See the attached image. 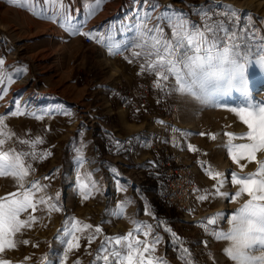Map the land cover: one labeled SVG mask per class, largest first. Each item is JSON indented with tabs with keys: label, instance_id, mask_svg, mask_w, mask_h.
I'll list each match as a JSON object with an SVG mask.
<instances>
[{
	"label": "rangeland",
	"instance_id": "obj_1",
	"mask_svg": "<svg viewBox=\"0 0 264 264\" xmlns=\"http://www.w3.org/2000/svg\"><path fill=\"white\" fill-rule=\"evenodd\" d=\"M208 2L214 7L243 13L246 19L251 15L252 22L261 29L256 39L250 40L255 41L257 49L249 56L252 60L246 75L251 102L264 101V69L255 62V56L264 45V40L260 39L264 36V23H261L264 0H101L99 7L96 0H64L68 18L57 15L55 21L37 18L28 10L31 5L20 6L21 0L16 3L0 0V59L4 61L0 72L11 75L13 80L11 84L5 82L3 87L7 90L0 92V116L5 117L6 132L14 134L6 139L3 148L34 151L38 155L49 153L44 159L26 158L25 163L31 164L33 169L26 183L38 181L44 187L37 196L51 198L50 202L60 208V211L49 212L45 205H39L36 223L17 234L16 249L6 250L0 258L12 264H60L62 241L65 231L70 229L67 222L75 218L82 225L93 227L76 233L80 247L68 253L65 264L77 261L92 264L105 236L133 231L136 228L133 220L151 226L147 236L143 234L144 228L134 233L136 239L150 242L157 236L161 238L154 253L156 257L166 259L168 264H182L172 254L168 230L173 229L172 222L166 215L161 217L154 213L152 203L156 197L143 189L147 178L158 167V159L162 161L165 157L164 150L155 146L164 135L173 139L174 148L182 152L184 165L192 164L196 169L194 216L187 217L164 201L166 208L172 207L176 212V232L188 239L187 243L202 264H232L223 254L228 241L214 240L200 225L207 218L221 214L217 225L209 229L218 227L227 231L231 214L249 197L242 195L235 201L214 195L203 201L198 197L205 190L212 193L217 185L216 180L206 175L208 169L227 178L221 191L229 194L238 189L230 183L232 172L245 176L257 170V163L247 160H241L240 164L246 165L241 168L229 158L223 146L228 139L223 133L247 131L229 110L241 105L243 98L233 91L215 96L208 104H200L171 92L175 84L171 77L162 81L163 90L156 88L155 74L140 72L145 59L133 57L131 47L137 41L142 22L146 25L144 31L159 24L164 27L165 35L170 36L171 29L158 17L182 14L192 23L200 24L201 10L208 9ZM35 8L47 15L63 11L59 4L44 0H39ZM90 11L94 12L91 16ZM87 32L98 37L103 34V42L94 40L93 45H85L86 36L80 33ZM108 36L120 47L119 55L110 54ZM128 59L133 62L129 63ZM143 103L145 108L141 107ZM18 106L25 115L13 117L11 113L17 111ZM125 116L137 125L143 123L146 129L128 134L122 124ZM98 129L110 130L123 140L138 135L149 142L138 139L139 145L131 149L130 159L110 155L99 146ZM209 134H215L216 139H211ZM36 137H40L42 143L33 148L20 143ZM189 145L196 151H190ZM257 160H264V153H258ZM15 191L17 186L12 177H0V197ZM82 192L89 198L84 199ZM160 195L163 197V192ZM122 202L124 214L118 217L113 213ZM219 203L225 205L224 211L203 215ZM200 213L203 216L195 219ZM28 214H21V219ZM96 226L103 231L95 234ZM93 234L95 239L89 244L88 237ZM23 240L29 243L25 245ZM99 264L104 262L100 260Z\"/></svg>",
	"mask_w": 264,
	"mask_h": 264
},
{
	"label": "snow or ice",
	"instance_id": "obj_2",
	"mask_svg": "<svg viewBox=\"0 0 264 264\" xmlns=\"http://www.w3.org/2000/svg\"><path fill=\"white\" fill-rule=\"evenodd\" d=\"M16 3V0H12ZM39 0H21L20 6L27 7L37 18H44L55 21L57 15H64L68 18V9L65 8L64 0H44L45 3L52 5L59 4L62 12H53L47 15L45 11H37L35 4ZM101 0H96L99 7ZM211 8L201 10V23L194 24L191 20L185 18L182 14L159 18L167 27L171 29L170 36L165 35L164 27L159 24L154 28L144 31L146 25L142 22L138 28L137 41L132 44L134 49L132 56L144 57L145 63L140 65V72L147 71L149 74H155L156 88L164 89L162 81H168L173 78L174 86L170 90L181 97H188L196 100L200 104L210 103L217 95H228L235 91L243 98V103L239 106L231 107L229 110L236 115L247 131L243 133L225 132L228 139L223 145L229 158L236 164L244 168L246 165L240 164L241 160H247L249 163L255 162L258 167L255 172L241 176L236 172L231 173L230 183L238 186L234 194L222 192L221 189L227 178L222 173L213 170H206V175L210 179L216 180L214 191L198 197L203 201L210 195L222 196L230 201H235L242 195H247L249 199L228 219L230 228L224 231L217 225L221 214L207 218L201 225L207 234L211 235L216 241H228L223 254L232 262V264H264V160H257L258 153H264V101L252 103L248 87V78L246 75L248 63L252 58L247 55L251 50L247 47L249 40L256 39L257 33L261 29L255 26L254 17L248 16L247 21L243 22V17L238 12L224 13L227 20L213 21L209 13ZM94 12L90 11L89 16ZM221 15V13H213ZM150 19V17H146ZM261 23H264L262 21ZM89 39L103 42L104 36L92 32L80 33ZM264 40V36L260 37ZM109 43L107 47L110 54L119 55L120 47L112 42V37L108 36ZM141 49V51H135ZM127 51V47L124 48ZM132 63V59H128ZM255 62L264 69V45L260 52L255 56ZM4 61L0 59V65ZM19 71V70H18ZM13 82L11 75L0 72V92L7 89L3 85ZM170 94V93H169ZM13 117L25 115L19 110L11 113ZM38 118V117H37ZM162 123V122H161ZM7 125L5 117L0 116V177H12L17 191L5 194L0 197V254L6 250H14L17 247L15 237L21 234L23 230L30 229L36 223L35 213L39 205H45V210L60 211L56 204L51 203V198L47 200L44 196H37L43 187L38 181L26 183V178L33 170L31 164H26L27 157L35 159H44L49 153L38 155L34 151L17 152L15 149L4 150L3 146L6 139H10L13 133L6 132ZM205 135V133H200ZM211 139H216L215 134H209ZM235 140L246 141L244 143H233ZM20 143L33 148L35 144L42 143L40 137L35 140H21ZM119 143V142H117ZM190 151L196 149L189 145ZM201 167H204L201 164ZM47 179V177H45ZM83 198L88 199V194L82 192ZM127 203H131L128 201ZM124 203L118 206V211L113 214L123 216ZM29 210H31L29 212ZM29 213L25 219H21V214ZM136 228L128 233L117 236H105L97 252L96 260H102L104 264H168V261L154 255L156 246L161 238L155 237L152 241H141L136 239L134 233H139L141 228L146 229L145 236L150 234L151 226L142 224L135 220L131 221ZM70 229L65 231V238L62 241V259L60 264H65L67 255L80 247V237L77 232H83L91 229L93 226L81 224L80 221L72 218L67 222ZM67 227V225H66ZM101 227L96 226L95 234L101 233ZM95 234L88 237V243L91 244L95 239ZM175 236V233H173ZM178 239V238H177ZM27 245L28 240H23ZM142 245V250H141ZM207 245V242H205ZM37 245H34V247ZM177 258L182 264H195V259L187 248L182 247V242L177 246ZM258 253V254H257ZM211 255V253H209ZM0 264H12L7 259L0 258ZM79 264V261L76 262Z\"/></svg>",
	"mask_w": 264,
	"mask_h": 264
},
{
	"label": "trees",
	"instance_id": "obj_3",
	"mask_svg": "<svg viewBox=\"0 0 264 264\" xmlns=\"http://www.w3.org/2000/svg\"><path fill=\"white\" fill-rule=\"evenodd\" d=\"M208 8L212 9V12L209 13L213 21L218 20H225V23L227 24V20L224 13H229L232 11H229L227 9H223L222 7H214L212 3H207ZM200 7H195V9H199ZM213 13H221V15H214ZM243 17V22H246L247 19L243 16V13L240 14ZM247 47L251 50L247 53L248 56L253 54L257 49V44H255V41H248ZM97 137L99 139V146L101 148H104L106 152L110 155H119L123 156L126 159H130V151L133 147H137L139 145V140L144 141L145 143H148L149 140H144L143 138H140L138 135L129 136L126 139H120L114 135V133L110 130H104V129H98ZM137 139V140H136ZM119 142V143H117ZM161 159H158L157 164L158 167L155 168L154 172L151 173V176L147 178V180L144 183V190L148 194L154 195L156 197L155 200H153L154 205V213L157 216H164L166 215L169 218V221H171V225L173 229H168L170 234L171 243L170 245L173 247L172 254L177 258V246L180 245V242H182V247L189 249L192 256L195 259V264H202L200 260L198 259L195 251L192 249L190 244L187 243L188 239L176 232V226L175 220L177 219V215L175 210L172 207L166 208L164 205L163 197H161L160 192H163L168 184V175L164 172H160V161ZM108 163V162H107ZM159 170V172H157ZM173 233H175V236H173ZM178 238V239H177ZM93 264V262H92ZM99 264V261L97 262Z\"/></svg>",
	"mask_w": 264,
	"mask_h": 264
},
{
	"label": "built area",
	"instance_id": "obj_4",
	"mask_svg": "<svg viewBox=\"0 0 264 264\" xmlns=\"http://www.w3.org/2000/svg\"><path fill=\"white\" fill-rule=\"evenodd\" d=\"M84 44L93 45L94 40L87 36ZM142 108L146 104H141ZM155 146L164 150V159L161 161V170L168 175V184L163 191V198L166 204L173 206L184 215L194 216L196 202V170L192 164L184 165V156L178 148H174L173 139L164 135L155 142Z\"/></svg>",
	"mask_w": 264,
	"mask_h": 264
},
{
	"label": "crops",
	"instance_id": "obj_5",
	"mask_svg": "<svg viewBox=\"0 0 264 264\" xmlns=\"http://www.w3.org/2000/svg\"><path fill=\"white\" fill-rule=\"evenodd\" d=\"M123 44H125V43H123ZM123 44H122V45H123ZM122 124H123L124 127L129 131L128 134H131V133H133V132H139V131H142V130L146 129V127L143 125V123H142V124H139V125H137V124H135V123H132V122H130V120L128 119L127 116L123 117ZM128 134H126V135H128ZM201 194L203 195V194H205V193L202 192ZM220 205H221V203H219V204H218L215 208H213V209H211V208L208 209V211H206L205 213L208 212V214H209V213L217 212L216 209H217V207L220 206Z\"/></svg>",
	"mask_w": 264,
	"mask_h": 264
},
{
	"label": "bare ground",
	"instance_id": "obj_6",
	"mask_svg": "<svg viewBox=\"0 0 264 264\" xmlns=\"http://www.w3.org/2000/svg\"><path fill=\"white\" fill-rule=\"evenodd\" d=\"M241 162V161H240ZM251 168V167H250ZM196 170V169H195ZM226 208H225V205L224 204H221L220 206H218L217 207V209H216V211L217 212H222V211H224ZM203 213H200V214H198L199 216L198 217H196L195 219H200L203 215H205V214H208V212L207 213H204L203 215H202Z\"/></svg>",
	"mask_w": 264,
	"mask_h": 264
}]
</instances>
